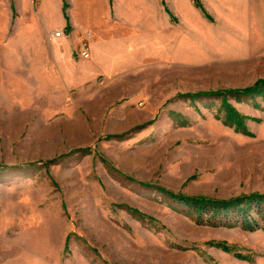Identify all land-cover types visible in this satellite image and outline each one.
<instances>
[{
	"label": "rangeland",
	"instance_id": "1",
	"mask_svg": "<svg viewBox=\"0 0 264 264\" xmlns=\"http://www.w3.org/2000/svg\"><path fill=\"white\" fill-rule=\"evenodd\" d=\"M151 4L167 40L75 83L49 65L55 0H0V264H264V231L172 197H264V0Z\"/></svg>",
	"mask_w": 264,
	"mask_h": 264
},
{
	"label": "crops",
	"instance_id": "2",
	"mask_svg": "<svg viewBox=\"0 0 264 264\" xmlns=\"http://www.w3.org/2000/svg\"><path fill=\"white\" fill-rule=\"evenodd\" d=\"M77 2L79 4H73L69 0L65 8L63 0H55V10L64 17V20L63 23H55L53 26H58L62 30L66 28L65 31L69 32L70 36L63 32L59 37H50L53 26L49 24L50 30H47L51 51L49 65L55 73L58 71L61 76L68 77V80L76 79L75 83H78V80L80 82L96 80L103 73L109 75L117 73L122 65H128L127 51L132 49L133 44L142 52L143 58V50L152 44L151 28L157 29L162 26V15L161 13L158 15V9L151 4V0H115L113 8L109 5V0ZM77 5L80 6L79 10ZM41 9L47 17L51 14L46 4H43ZM111 14L114 18H106ZM94 16L98 21L89 25L86 17L91 19ZM159 32L166 41V28L164 27L163 32L160 28ZM84 40L88 41L91 55L89 59L77 54L80 50L78 46ZM157 44H161L160 38Z\"/></svg>",
	"mask_w": 264,
	"mask_h": 264
},
{
	"label": "trees",
	"instance_id": "3",
	"mask_svg": "<svg viewBox=\"0 0 264 264\" xmlns=\"http://www.w3.org/2000/svg\"><path fill=\"white\" fill-rule=\"evenodd\" d=\"M66 8V4H65ZM258 93H264V81L257 82L252 88H260ZM253 89H245L244 92H250ZM229 107V121L228 123L234 125L237 130L244 131L242 116L235 110ZM231 119V121H230ZM233 122V123H232ZM235 123V124H234ZM172 197L179 199L180 203L189 210V213L196 215L197 220L201 223L209 225H241L245 229L255 231H264V197L257 194L243 197H236L230 200H214L201 196L186 197L176 196Z\"/></svg>",
	"mask_w": 264,
	"mask_h": 264
},
{
	"label": "built area",
	"instance_id": "4",
	"mask_svg": "<svg viewBox=\"0 0 264 264\" xmlns=\"http://www.w3.org/2000/svg\"><path fill=\"white\" fill-rule=\"evenodd\" d=\"M63 30H58V31H56L55 32V35L57 36V37H59V36H61V35H63ZM80 57H82V58H89V56H90V53L89 52H87V50H81V51H78V53H77Z\"/></svg>",
	"mask_w": 264,
	"mask_h": 264
}]
</instances>
